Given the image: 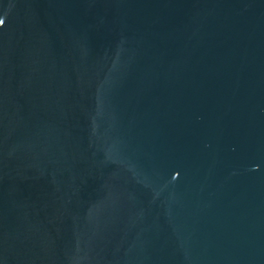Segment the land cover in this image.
<instances>
[{
    "label": "water",
    "instance_id": "water-1",
    "mask_svg": "<svg viewBox=\"0 0 264 264\" xmlns=\"http://www.w3.org/2000/svg\"><path fill=\"white\" fill-rule=\"evenodd\" d=\"M0 264H264V0H0Z\"/></svg>",
    "mask_w": 264,
    "mask_h": 264
}]
</instances>
